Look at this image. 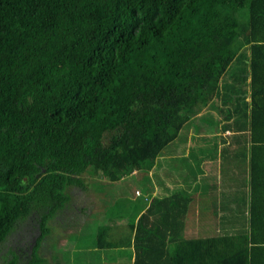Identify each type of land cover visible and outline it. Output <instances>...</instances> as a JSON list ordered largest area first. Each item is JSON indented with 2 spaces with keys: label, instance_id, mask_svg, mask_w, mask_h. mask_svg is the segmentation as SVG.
Returning <instances> with one entry per match:
<instances>
[{
  "label": "trees",
  "instance_id": "obj_1",
  "mask_svg": "<svg viewBox=\"0 0 264 264\" xmlns=\"http://www.w3.org/2000/svg\"><path fill=\"white\" fill-rule=\"evenodd\" d=\"M199 114L253 148L252 202L246 211L238 195L235 223L190 236L191 198L150 200L149 174ZM263 156L264 0H0L3 263H20L9 244L27 224L39 230L19 241L29 263L46 262L38 253L73 189L96 195L102 182L141 200L123 237L97 228L98 249L133 247L132 264H264Z\"/></svg>",
  "mask_w": 264,
  "mask_h": 264
},
{
  "label": "crops",
  "instance_id": "obj_2",
  "mask_svg": "<svg viewBox=\"0 0 264 264\" xmlns=\"http://www.w3.org/2000/svg\"><path fill=\"white\" fill-rule=\"evenodd\" d=\"M246 96L247 102H250V96ZM201 115L202 114H199L192 121L188 122L180 137L168 146L157 159L154 168L149 174V199H163L172 194H184L185 196H189L191 202L187 208L188 211L184 221V230L189 231L192 227L195 228L194 226H196L213 234L216 231L220 232L225 217L229 218V222L232 221L235 223V218L239 214V207L236 204L238 195L246 201L244 205L246 211L251 204L252 187L250 183V160L254 153L251 145H249L248 150L246 149L243 151L241 145L234 142L232 143L230 140L231 136L234 134L232 131L227 130L226 132H222V126L220 125L218 128H211L209 125L203 124L199 120ZM222 119L225 122L223 116ZM162 157L163 162L166 164V168H164L165 164L163 165L159 162L162 160ZM260 164L264 166V156ZM162 165V174L152 173L154 169ZM169 168L172 173L178 174L169 178ZM258 173L262 175L264 174V170L261 169ZM230 182H232V187ZM206 190L208 192L204 193ZM94 210V212L97 211L94 213L95 218H91L89 222L85 221V225L90 224V222H99L101 224L112 222L111 227L114 229L116 224L114 218H104V220H102L105 214L102 213L103 208H95ZM129 210L132 215V209L130 208ZM144 212L145 210L141 212L136 211L135 214L138 215L137 219ZM131 215L129 217H131ZM196 220L200 222L199 225H195ZM124 223L125 225L123 224V226L125 230L129 232L128 226L130 224V219H124ZM88 229L89 228L84 227L83 231L77 233V235L80 236L81 242L82 240H86L85 232ZM112 232L114 231L112 230ZM94 234V232L91 234L90 248L86 250L92 252V254L88 256L85 251L80 253V258L86 259V264H88L87 260L97 262L98 264H109V262L114 259H126L127 264L133 263V247L123 249H98L96 243L91 241L92 238L97 235ZM124 235H126V233ZM109 236V240H112L114 233H111ZM116 237H120L119 233H117ZM45 255L50 256V252L47 251V253L43 255L44 260H46ZM48 262L49 260L47 259V263Z\"/></svg>",
  "mask_w": 264,
  "mask_h": 264
},
{
  "label": "rangeland",
  "instance_id": "obj_3",
  "mask_svg": "<svg viewBox=\"0 0 264 264\" xmlns=\"http://www.w3.org/2000/svg\"><path fill=\"white\" fill-rule=\"evenodd\" d=\"M159 162H161L163 165L165 164L163 162V157H162V160H160ZM163 165L158 167L157 169H154L152 173L162 174ZM164 166H165L164 168H166V164ZM168 174H169V178H172L176 176L178 173L177 174L172 173V171L169 168ZM97 184H99L100 190L96 192V195H94V192H92L93 187L92 188L90 187V189L87 192H83L79 188L73 189L72 191L73 204L71 206V210L69 211L66 210L63 213L56 215V221L59 220L60 223L56 222L57 224H55L54 222V224L50 225L51 227L50 234L44 239L43 241L44 246L38 253L37 257L39 258L43 257V255L46 254L47 251L50 252V256L45 255L46 262H43L40 259L41 260L40 264H86L85 263L86 259L80 258V253L85 251L87 252L88 256L92 254V252L86 251L88 248H90L91 234L93 232L97 234V228L100 225L112 226V222L106 223V224H101L99 222L93 223L91 227H89V229L85 232L86 240L85 241L82 240L81 242L80 236L77 235V233H79L80 231H83L85 227V221L89 222L91 218H95L94 213H96L97 211L94 212L95 211L94 206L100 207L99 209L103 208L102 213H105V214L103 215L102 220H104V218L105 219L114 218V220H116V224L113 229L114 233L117 232L119 233L120 237H123V235L127 232L123 226V224L125 225L124 219L128 220L130 218L129 217L131 215V211L129 210L130 208L133 211V208L131 207L133 203L131 200H136V201L141 200L138 197V194L136 195L135 199H132V197L127 194L119 198L113 195L106 194L108 192L107 189L110 188V187L106 188V184L102 182L101 183L97 182ZM115 185L122 192L123 189L120 183H117ZM230 185L232 187V182H230ZM101 191H104L103 196L101 195ZM207 192L208 191L206 190L204 193H207ZM108 212L113 216H110ZM199 224L200 222L196 220L195 225H199ZM28 225H31V224H27L26 225L27 227L24 229H21L19 233L15 232L14 237L15 239L17 238V241L11 242L9 244L11 246L14 244V249L17 251L19 250V254L21 257L20 258L21 264H31L29 263L30 259L28 257L31 251V246L29 245L31 244L26 245L24 244L25 242L24 243L19 242L20 238L29 239L31 242H33L39 236V230L38 229L31 230L30 228H28ZM187 232H189V235L191 236L192 234L191 230ZM92 242H94V240ZM7 251H8V247H6L4 250V253L0 255V264H5L3 262L8 261V257L4 256V254L6 255ZM22 253H26V255ZM47 259L49 260L48 263H47ZM87 262L88 264H98L97 262H92L89 260H87ZM34 264H39V263H34ZM109 264H127V261L126 259L124 260L114 259V260H111Z\"/></svg>",
  "mask_w": 264,
  "mask_h": 264
},
{
  "label": "clouds",
  "instance_id": "obj_4",
  "mask_svg": "<svg viewBox=\"0 0 264 264\" xmlns=\"http://www.w3.org/2000/svg\"><path fill=\"white\" fill-rule=\"evenodd\" d=\"M138 196H140V194L138 193Z\"/></svg>",
  "mask_w": 264,
  "mask_h": 264
}]
</instances>
